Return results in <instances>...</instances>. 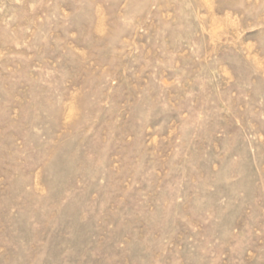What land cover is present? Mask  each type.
I'll return each instance as SVG.
<instances>
[{
  "label": "rangeland",
  "instance_id": "obj_1",
  "mask_svg": "<svg viewBox=\"0 0 264 264\" xmlns=\"http://www.w3.org/2000/svg\"><path fill=\"white\" fill-rule=\"evenodd\" d=\"M0 264H264V0H0Z\"/></svg>",
  "mask_w": 264,
  "mask_h": 264
}]
</instances>
